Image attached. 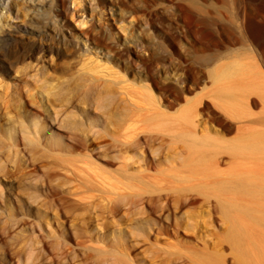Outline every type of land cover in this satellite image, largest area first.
<instances>
[{
	"label": "rangeland",
	"instance_id": "374dc122",
	"mask_svg": "<svg viewBox=\"0 0 264 264\" xmlns=\"http://www.w3.org/2000/svg\"><path fill=\"white\" fill-rule=\"evenodd\" d=\"M12 1L0 264H264V58L237 22L264 0Z\"/></svg>",
	"mask_w": 264,
	"mask_h": 264
},
{
	"label": "bare ground",
	"instance_id": "6f19581e",
	"mask_svg": "<svg viewBox=\"0 0 264 264\" xmlns=\"http://www.w3.org/2000/svg\"><path fill=\"white\" fill-rule=\"evenodd\" d=\"M2 1L3 0H0V10H1L0 39L1 40H8L9 37H10V34H8L7 32H4V30L1 29V19L4 17L5 13H8L9 15H10V13L11 14L19 13L20 8H19L18 3L15 2V1H12V3L10 2L11 4H9V0H5L4 1V2L7 1L8 3H2ZM22 2L24 3V5H26V7H29V9L32 12L40 11L38 15H41V16L44 15V12H43L44 9L49 6V1L48 0H22ZM197 11H198V9H197ZM195 13H196V11H195ZM199 13H201V12H199ZM83 16H84V13H83ZM187 16H188V18L190 20V23H192V25L194 24L195 27H197L195 29L196 30L199 29V32L201 31L202 33H204L206 35L207 38L210 39V40H207V41H210V44H211V40L213 41V43L217 42L216 40H213L214 37H213L212 33H213V31H218V28L221 26L220 22L228 20V22H233L234 23V20H232L230 18H226V20H225V18H223L221 15H219V14L218 15L217 14L214 15L212 13H209V11H206V12L202 11V13L199 16H197L191 10H189L188 13H187ZM257 17H259V16H257ZM261 21H264V17L261 20L259 18L253 17L252 15H248L247 13L239 15V17L237 19L238 26H239V31H241L243 37L244 38H246V37L250 38L256 44H258L262 48V50L261 49L260 50H261V55L264 58V27H261V24H260ZM81 23L84 24L85 20L83 22H81ZM221 27H223V26H221ZM223 28L227 30L226 33L228 32V35L230 34L232 36V34L235 33V31L233 30L234 27L232 28V26H227V25L225 26L224 25ZM220 30H221V28L219 29V31ZM218 32H217V34H218ZM195 34H197V32ZM197 35H200V34H197ZM200 49H201V47H200ZM209 49H211V48H209ZM202 55H203V57H205L206 54L204 53ZM207 55L206 56L208 58L206 59V61H209V60L210 61H215L217 59V57H218L217 53H212V54H207ZM14 57L16 59H19V55L18 56L14 55L13 58ZM149 66L150 65L144 64L143 65V69L144 70H149V68H148ZM220 71H221L220 74L223 75L224 77L231 76V74L233 72V68L232 67H228L227 69H225V68L222 69L221 68ZM179 82H180V84L186 83V81H184V80H180ZM188 111L191 112V110H188ZM189 112L186 113V116H188V117H190V113ZM195 114L197 116V113H195ZM254 115L255 114L249 110V111L243 113V115H241V118L248 119L249 121H253L254 119H252V117ZM252 135L253 136H258L259 133H257V134L255 133V134H252ZM224 141H226V140H224ZM241 186L248 187V186H253V185L251 183H243V184H241Z\"/></svg>",
	"mask_w": 264,
	"mask_h": 264
}]
</instances>
